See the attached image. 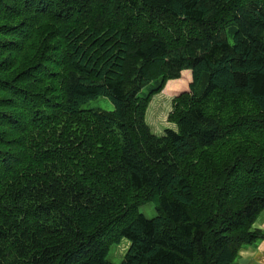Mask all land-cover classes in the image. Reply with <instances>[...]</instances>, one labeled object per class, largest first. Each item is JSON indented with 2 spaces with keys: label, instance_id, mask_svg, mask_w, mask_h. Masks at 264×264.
I'll list each match as a JSON object with an SVG mask.
<instances>
[{
  "label": "trees",
  "instance_id": "16d2710c",
  "mask_svg": "<svg viewBox=\"0 0 264 264\" xmlns=\"http://www.w3.org/2000/svg\"><path fill=\"white\" fill-rule=\"evenodd\" d=\"M262 210L264 0H0V264H232Z\"/></svg>",
  "mask_w": 264,
  "mask_h": 264
},
{
  "label": "rangeland",
  "instance_id": "374dc122",
  "mask_svg": "<svg viewBox=\"0 0 264 264\" xmlns=\"http://www.w3.org/2000/svg\"><path fill=\"white\" fill-rule=\"evenodd\" d=\"M185 75L181 74L180 81L185 80ZM187 83H185V87H187ZM148 89L143 88V92H146ZM182 89L179 88L177 91H173L170 93H156L153 95L146 111V119L149 123L151 129L156 133H161L163 128L166 126L175 125L172 122L167 120V115L171 111V102L174 96L181 93ZM82 109H104V110H112L113 104L109 98L105 96H99L97 98L88 100L87 102L81 105ZM137 211L143 214L146 218H153L156 216V202L155 200H151L145 203L140 204L137 207ZM129 246V242L126 238L121 239L119 243L112 244L107 253V260H109L113 264H120L127 249Z\"/></svg>",
  "mask_w": 264,
  "mask_h": 264
},
{
  "label": "crops",
  "instance_id": "0c3cea01",
  "mask_svg": "<svg viewBox=\"0 0 264 264\" xmlns=\"http://www.w3.org/2000/svg\"><path fill=\"white\" fill-rule=\"evenodd\" d=\"M181 74H184L186 76L185 80H183L182 82L179 80L181 75L178 78L169 79L165 82L163 89L160 92L162 94L163 93H170V92L179 90V88L182 89L181 92L188 91L189 90V84L192 80L191 70L184 69L181 71ZM186 82H188L187 87H185ZM145 117H146V115H145ZM146 121H147V119H146ZM148 125H149V123H148ZM167 127H169V126L164 127L163 130ZM170 127H173V126H170ZM152 132L155 134H161L162 133V132L156 133L153 130H152ZM253 227L264 233V210H262L259 213L255 222L253 223ZM232 264H264V238L256 240L253 243H250V244L243 246L241 248V250L239 251L238 256L236 257V259L233 261Z\"/></svg>",
  "mask_w": 264,
  "mask_h": 264
}]
</instances>
